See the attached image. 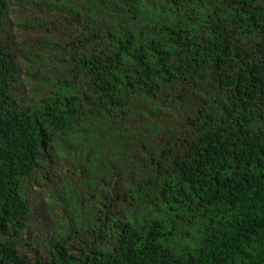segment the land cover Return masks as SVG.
I'll list each match as a JSON object with an SVG mask.
<instances>
[{
    "label": "trees",
    "instance_id": "trees-1",
    "mask_svg": "<svg viewBox=\"0 0 264 264\" xmlns=\"http://www.w3.org/2000/svg\"><path fill=\"white\" fill-rule=\"evenodd\" d=\"M59 1L85 26L69 60L85 79L21 103L0 39V264H264V0ZM77 124L115 153L72 211L93 222L27 260L24 187Z\"/></svg>",
    "mask_w": 264,
    "mask_h": 264
},
{
    "label": "rangeland",
    "instance_id": "rangeland-1",
    "mask_svg": "<svg viewBox=\"0 0 264 264\" xmlns=\"http://www.w3.org/2000/svg\"><path fill=\"white\" fill-rule=\"evenodd\" d=\"M77 1L83 3V0ZM7 5L0 39L11 46L16 56L15 93L21 103H39L41 97L51 94L57 80L85 79L84 69L74 67L69 61L72 53L79 49L78 44L82 46L77 40L86 31L82 21L74 20L68 9L60 6L59 0H7ZM122 17L123 14L116 11L106 16L94 13L99 25ZM87 48L88 45H84L80 51ZM79 127L81 130H76ZM87 127L93 134L85 131ZM98 127L77 124L75 133L64 136L66 139L59 144L61 155L52 157L50 163L35 170L27 179L24 187L29 203L27 226L17 238L19 253L27 260L43 259L55 239L73 245L70 236L73 217L79 227L92 224L89 213L77 218L72 211L79 210V196L88 199L95 193L93 188L87 190L85 182L96 177L97 153L102 151L104 166L114 160L112 141L105 135L98 137L94 131ZM57 136L59 138L60 134ZM45 170H49L47 177L43 176ZM66 180L70 182L69 189Z\"/></svg>",
    "mask_w": 264,
    "mask_h": 264
}]
</instances>
